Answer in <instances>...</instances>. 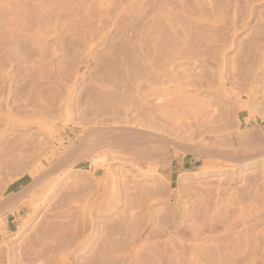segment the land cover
<instances>
[{"label": "rangeland", "instance_id": "rangeland-1", "mask_svg": "<svg viewBox=\"0 0 264 264\" xmlns=\"http://www.w3.org/2000/svg\"><path fill=\"white\" fill-rule=\"evenodd\" d=\"M0 264H264V0H0Z\"/></svg>", "mask_w": 264, "mask_h": 264}, {"label": "crops", "instance_id": "crops-1", "mask_svg": "<svg viewBox=\"0 0 264 264\" xmlns=\"http://www.w3.org/2000/svg\"><path fill=\"white\" fill-rule=\"evenodd\" d=\"M170 167H171L170 171L174 173L190 168L191 163H189L187 160H182V161L176 160V161H171Z\"/></svg>", "mask_w": 264, "mask_h": 264}, {"label": "bare ground", "instance_id": "bare-ground-1", "mask_svg": "<svg viewBox=\"0 0 264 264\" xmlns=\"http://www.w3.org/2000/svg\"><path fill=\"white\" fill-rule=\"evenodd\" d=\"M114 132V131H113ZM119 136V135H118Z\"/></svg>", "mask_w": 264, "mask_h": 264}]
</instances>
